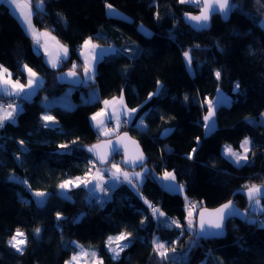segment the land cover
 <instances>
[{"label":"trees","instance_id":"trees-1","mask_svg":"<svg viewBox=\"0 0 264 264\" xmlns=\"http://www.w3.org/2000/svg\"><path fill=\"white\" fill-rule=\"evenodd\" d=\"M43 1V9H36L35 23L51 29L71 50L56 68L35 50L7 4L0 3V64L15 80L26 81L25 64L44 78L32 97L20 98L22 108L14 122L0 127V264H65L77 250L72 240L95 247L104 264H264V197L259 198L261 210L256 211L244 187L264 185V122L260 120L264 114V28L260 24L264 0H231L235 7L230 13L226 17L214 14L209 28L203 29L186 19L199 13L200 7L179 0ZM107 3L130 18L107 15ZM140 23L151 32L145 34ZM88 37L130 50L99 59L92 84L102 99L123 94L136 109L133 120L108 137L127 130L142 145L147 155L142 167H148L139 190L121 182L99 195L83 186L68 190L71 197L59 192L62 181L94 170L90 162L95 159L87 146L104 138L87 124V107L51 104L47 108L42 103L46 95L67 87L58 82L57 74L72 69L73 60L78 61L76 49ZM189 50L191 70L183 57ZM76 65L83 78V63ZM216 70L221 72L220 79L214 75ZM159 82L163 91L158 95L143 96L138 90ZM73 87V97L80 101L90 85L83 82ZM220 91L233 99L216 106V126L205 133V101L215 102ZM45 109L58 125L45 127L41 119ZM139 118L145 126L136 125ZM248 134L252 140L249 162L236 166L222 154V145L230 142L238 148ZM64 144L68 148H60ZM112 162L128 170L141 168L127 167L121 151L108 163L97 161L95 166L108 167ZM165 170L175 173L184 186L182 192L164 187L159 175ZM12 173L19 179L12 178ZM34 190L48 192L44 207L34 199ZM186 197L199 202L197 211L232 199L246 214L230 217L224 237L196 239V229L189 231L185 219ZM145 201L166 216L154 218ZM56 212L62 214L59 221ZM165 219L179 221L183 227H167L161 223ZM17 227L27 236L22 254L7 244ZM122 231L132 233L131 244L113 259L107 238ZM154 239L168 248L174 244L175 252L161 259L153 251Z\"/></svg>","mask_w":264,"mask_h":264},{"label":"snow or ice","instance_id":"snow-or-ice-1","mask_svg":"<svg viewBox=\"0 0 264 264\" xmlns=\"http://www.w3.org/2000/svg\"><path fill=\"white\" fill-rule=\"evenodd\" d=\"M0 2L14 6V11H16L17 15L21 19L22 23L25 26V30L31 36L35 45L39 48H43L44 53L47 56L48 63L52 68H56L61 62L62 59H66L68 55V47L66 45L60 44L57 38L51 34L50 31L44 30L43 32L38 31L32 23V11L30 7V0H25V3L22 4L21 0H0ZM179 3H194L198 7H200V14L196 16L187 15L186 19L189 22L195 21L196 24L194 25L198 29H203L208 26V21L210 20L211 14L215 12H219L225 17L230 13L235 5H230V0H179ZM36 7L38 9H43V0H39ZM107 9L109 10L110 14H115L112 11L113 6L111 4L106 5ZM50 42H52V47H54L55 52L50 50ZM99 45L93 43L92 38L89 37L84 40L83 45L81 46V54L84 58L83 63V74L85 79H93L95 74V63L98 59V54L96 49ZM118 51H130L128 49L117 50L115 48L109 47L108 49H104L99 54L100 56L111 53H118ZM183 57L185 59L186 65L191 70V61L192 57L189 51L183 52ZM24 71L27 74V84L20 83L19 80H12L11 76L12 73L9 71L8 68L0 65V93L12 98V97H20L22 93H25L26 89H29L27 93H25L24 98H27L32 94L35 90V87L39 86L37 73L30 68L28 65L22 66ZM77 65L73 63L72 69L69 70L67 75L69 77H77L78 72L76 71ZM217 79H220L221 72L216 70L214 73ZM236 90L239 89V84L235 86ZM161 86L158 85L157 95L160 94ZM150 97L153 94H149ZM226 98L221 99L214 104L212 100H206L205 103L207 105V114L203 116V127L207 131H212L215 128V110L216 106L219 103L225 102ZM103 104L105 108H102L100 111L96 112L92 117L91 120L94 121V126L97 128L98 132L108 137L111 133L115 132V128H108L105 124L103 119L100 117H107L108 119H114L116 121V127H119L121 115L128 116L131 113H134L136 109H127L124 105V98L123 94L119 97H113L112 100H104ZM111 105V114L109 115L107 108ZM18 106L15 103H8L5 106L3 103H0V127L4 126L5 121H13L14 122V114L17 112ZM42 121L44 122H55V117L52 115H43ZM52 124L46 123L45 127H51ZM127 134L124 136H117L115 144L111 139H105L101 143L92 146L88 149L90 153H94L96 159L92 160L90 163L92 167H95L97 160L100 163L107 161L109 155L112 153H118L123 150L124 154V163L128 165H132L133 167L137 166L139 162V166H143V153L140 152L139 148L136 146V142L132 141L131 145L126 143ZM199 140V137L197 138ZM23 145L24 141L19 142ZM75 143V142H73ZM250 140L249 138H245L241 142V149L242 152L234 151L231 145H225L223 149V155L226 156L228 159L232 161L233 164L237 166H241L242 162L247 163L249 159V152H250ZM60 148H68V145H60ZM26 150V149H25ZM195 152V149H193ZM254 154V153H253ZM191 159V154L188 156ZM110 172V176L108 179L111 181L110 184L106 186V180L103 172L100 169H96L95 173H93L92 168L85 173L84 177H76L74 180L68 179L62 181L58 187L61 190V194L65 195L68 190L71 188H80L83 186L86 189L95 195L97 192L106 193L108 187H115L117 182L123 181L127 182L130 186L135 187V185L140 181L142 177V173L140 172H133L129 173L127 171H123L120 168L119 164L113 163L111 164V168L108 169ZM163 180L169 181L166 183L164 187L169 190L170 192H182L183 185L176 182V176L174 172H169L167 170L163 173ZM91 185V188L89 186ZM247 189V196L250 201L254 204H259V197L264 192V185H245ZM47 193L43 191H36L34 196L38 198L37 203L40 207H44L47 203ZM98 199H103V197H98ZM148 204V207L151 209V213L154 218L159 219L160 217H165L166 214L160 211L156 206H153L150 202L145 201ZM187 215L185 217L187 222V227L189 231H192L194 228H198L199 235H220L222 234L223 230V223L228 215H239V213L234 209L232 202L228 201L227 203L221 205L220 207L209 210L208 208L204 207L201 208L199 211V218L198 221L194 218V209L198 207L196 203L189 202L187 204ZM56 219L59 221L62 219V214L60 212H56ZM79 218H77L74 222H78ZM144 222L141 221V224ZM161 223L165 224L167 227H177L182 228L183 225L179 223V221L165 219L162 220ZM217 230V231H213ZM35 235L39 237L41 229L37 227L35 230ZM183 234V233H181ZM132 233L127 231H122L116 236H108L106 247L107 249L113 254V259L119 257L120 253L124 251L125 248L129 247L131 244ZM127 241V243H123ZM72 245L79 249L75 254L71 256V258L65 261V264H80L81 258H92V264H104L102 258L97 256L95 251L89 252L88 249L84 248L83 245H80L77 242H71ZM153 251L159 255L161 259H166L168 253L175 252V245L173 244L172 248H168L165 246L164 243L159 242L158 240H153ZM8 246L11 249H14L15 252L22 254L25 251V247L27 244V236L25 235L24 231L21 228L17 227L15 229L14 234L11 235L10 239L7 241ZM115 244V247H113Z\"/></svg>","mask_w":264,"mask_h":264},{"label":"crops","instance_id":"crops-1","mask_svg":"<svg viewBox=\"0 0 264 264\" xmlns=\"http://www.w3.org/2000/svg\"><path fill=\"white\" fill-rule=\"evenodd\" d=\"M0 3H2V2H0ZM21 3L22 4H24L25 3V0H21ZM37 3H39V0H30V7H31V11H32V13H33V15H32V23H33V26L38 30V31H40V32H43L44 30H48V31H50L51 32V34L52 35H54L55 37H56V35L53 33V31L51 30V29H47V28H44V27H40V26H38V24H36L35 23V19H34V17H35V13H36V9H37V7H36V5H37ZM43 3H44V1H43ZM8 6V8H9V10H11V12L17 17V19L20 21V23H21V25H22V27H23V30L25 31V32H27L26 30H25V26H24V24L22 23V21H21V19L19 18V16L17 15V13H16V11H14L13 9H14V6H10V5H7ZM27 34H28V32H27ZM29 35V34H28ZM30 36V35H29ZM31 37V36H30ZM57 38V37H56ZM89 38V37H88ZM87 39V38H86ZM57 40L60 42V44H63V45H66L62 40H60V39H58L57 38ZM92 41H93V43H95V44H97V45H99V47L98 48H100V49H102V50H104V49H108L109 47H111V48H115V49H117V50H119L120 48L116 45V44H111V43H103V44H100L96 39H94V38H92ZM84 42V41H83ZM83 42L81 43V45L76 49L77 50V54H78V61L79 62H81V64L82 63H84V58H83V55L81 54V51H80V49H81V46L83 45ZM67 46V45H66ZM68 47V46H67ZM34 48H35V50L38 52H42L43 53V56H44V60H45V62H47V64L48 65H50L49 63H48V59H47V56H46V54L44 53V50H43V48L41 47V48H39V50H38V46L37 45H35L34 44ZM50 50L51 51H53V52H55V49H54V47H52V42H50ZM97 50V49H96ZM101 50V51H102ZM70 54H71V50H69V47H68V55H67V58L70 56ZM100 54V53H99ZM110 54H113V53H111V52H109V53H107V54H104V55H102V56H100V55H98V59H97V61L99 60V59H101V58H103V56H105V55H110ZM74 61V63L76 64L78 61L76 60V59H74L73 60ZM60 63L61 62H59V64H58V66L60 65ZM97 63V62H96ZM96 63H95V69H96ZM1 65V64H0ZM57 66V67H58ZM95 73H96V71H95ZM94 76H95V74H94ZM11 79L12 80H15V79H13V77L11 76ZM38 83H39V86L38 87H35V90L32 92V96L36 93V91L40 88V86L42 85V82H43V76H41V75H39L38 76ZM83 79H84V77H83ZM94 79V78H93ZM93 79H90L89 80V82H91L92 83V80ZM26 84V83H25ZM158 85L159 86H161V88L163 87L162 85V83L161 82H159V83H156V89H158ZM72 87V86H71ZM30 91L29 89H26L25 90V93H27L28 91ZM138 90H140V92H141V94L143 95V96H146V95H148V93H144L143 92V90H141V89H138ZM153 91V90H152ZM25 93H22L21 94V96L20 97H18V99H16V97H13L14 99H13V102L12 103H15V102H21V100H20V98L22 97V96H25ZM58 95H60V94H54V95H51V96H49V95H46L44 98H43V102L45 103H47L48 104V107H50L51 106V104H59V105H61V103H59L56 99H58V98H56V97H60V96H58ZM121 95V94H120ZM120 95H116L115 97H119ZM29 97V96H28ZM27 97V98H28ZM6 98H8V96H6V95H4L3 93H0V103H2V101L4 100V99H6ZM112 98L113 97H110V98H105V99H102L101 97H100V93L98 92V87H97V85L94 83V87L92 86V87H89L88 88V92H86V94H83L82 96H81V100L80 101H76L75 99H74V97H73V99H72V101L71 100H68L67 102H66V104H64V105H66L67 107H73V106H80V107H87V111L85 112V115H86V122H87V124L88 125H91V126H93L95 129H97L92 123H91V117L94 115L93 113L95 112V110H98V109H102V108H105V105L103 104V101L104 100H112ZM123 98H124V96H123ZM16 99V100H15ZM29 99V98H28ZM88 102H91V104H88L87 105V103ZM124 105L126 106V108L127 109H135V108H132V107H130L129 105H128V103L127 102H125V99H124ZM47 107V108H48ZM22 107H21V104L19 105V107H18V110H17V112L16 113H18L19 112V110L21 109ZM107 111H108V113H109V115L111 114V105H109L108 106V108H107ZM15 113V114H16ZM15 114H14V116H15ZM133 115H132V117L130 118L129 117V120H128V122H131L133 119V117L135 116V114H136V112H134V113H132ZM43 115H51L50 114V112H49V110L48 109H45L43 112H42V116ZM125 117V115H121V120L123 119ZM140 120H143V119H141V118H139V120H137L135 123H136V125L139 127V126H145V125H143V124H141L139 121ZM107 121H108V123L110 124V126H113L114 124V119H108L107 118ZM6 122V121H5ZM46 123H50V124H52L53 126H55V125H58V121L56 120V118H55V122H46ZM116 123V122H115ZM121 125V124H120ZM103 168H105V167H103ZM108 169H110V168H108ZM108 169H106L107 171H108ZM109 172V171H108ZM163 180V179H162ZM110 182V181H109ZM109 182H106V184L107 183H109ZM121 182H123V181H120V182H117V184H120ZM111 183V182H110ZM124 183H127V182H124ZM162 183H163V181H162ZM116 184V185H117ZM128 184V183H127ZM164 184V183H163Z\"/></svg>","mask_w":264,"mask_h":264},{"label":"rangeland","instance_id":"rangeland-1","mask_svg":"<svg viewBox=\"0 0 264 264\" xmlns=\"http://www.w3.org/2000/svg\"><path fill=\"white\" fill-rule=\"evenodd\" d=\"M107 4H110V3H107ZM106 4V5H107ZM112 6H113V8H112V11L115 13V14H110V12H109V10L107 9V7H106V13H107V15H109V16H112V15H115V16H118V17H126V18H130V16L129 15H127L124 11H122V10H120L117 6H115V5H113L112 4ZM261 21H260V24H261V26L264 28V17L262 18V19H260ZM140 25V28L142 29V31L146 34V33H150L151 32V30L146 26V25H143L142 23H140L139 24ZM101 50L102 49H100V48H97V50H96V52H97V54L99 55V53H101ZM30 67V66H29ZM31 68V67H30ZM40 74H38L37 73V78H38V76H39ZM19 80V79H18ZM20 81V83H23V84H27V79H26V81L25 82H23V81H21V80H19ZM83 82L85 83V84H89L90 85V87H94V84H92L91 82H89V80L88 79H85V77H84V79H83ZM74 90V87L72 86H67L64 90H62L61 91V93H59L60 95H58V96H60V97H56V98H58V99H56L59 103H61V105H63V106H66V105H64V104H66V102L68 101V100H71L72 101V99H73V94H72V91ZM153 90V91H152ZM28 91V90H27ZM161 91H163V89H161ZM143 92L144 93H157V89H156V83H148L145 87H144V89H143ZM218 99L214 102V104L218 101V100H221V99H224V98H226V100H225V102L226 103H230L231 101H232V99H233V97L230 95V94H228V93H226L225 91L224 92H222V91H220L218 94ZM29 97H32V95H30ZM28 97V98H29ZM8 98H10V97H8ZM8 98H6V99H8ZM6 99H4V100H6ZM11 99V103L13 102V99L12 98H10ZM4 100L2 101V103L4 102ZM209 100V99H208ZM225 102H223V103H225ZM42 103H43V105L44 106H46V107H48V104L45 102H43V100H42ZM15 104L19 107V105L21 104V102H15ZM101 109H98V110H95V112L93 113V114H95L96 112H98V111H100ZM206 114H207V112H206ZM205 114V115H206ZM132 113L130 114V115H128V116H125L124 118H123V121L125 122V123H128V120H129V117L131 118L132 117ZM250 118V120H252V121H255V120H257L256 118H254V117H249ZM100 119H103L104 121H105V124L107 125V127L108 128H115L116 130H115V132H113V133H111V134H114V133H116L117 131H118V129H119V127H116V121L114 120V125L113 126H110V124L108 123V121H107V117H100ZM260 120L262 121V122H264V114L262 115V116H260ZM141 124H143V125H145L146 123L143 121V120H140L139 121ZM91 123L94 125V121H92L91 120ZM119 126H120V124H119ZM215 126H216V121H215ZM204 131H205V133H209L210 131H207L205 128H204ZM110 134V135H111ZM103 136V135H102ZM249 138V140H250V142L252 141L251 140V136L248 134V135H246V136H244V137H242L241 139H240V142H239V146H238V148H236V147H234V145L232 144V143H230V142H227V143H224L223 145H222V148H221V152H223V149H224V146L225 145H231V147L233 148V150L234 151H237V152H242L243 150L241 149V147H240V145H241V142L245 139V138ZM104 138H107V137H105L104 136ZM250 146H251V144H250ZM249 155V154H248ZM114 158V157H113ZM225 158L226 159H228L226 156H225ZM228 160H230V159H228ZM230 162H232L231 160H230ZM248 162H249V159H248ZM113 163V162H112ZM117 164V163H116ZM242 164H243V162H242ZM237 166V165H236ZM147 167L148 166H146V165H144V167H141V168H135V169H130V170H128V169H125V168H122L121 166H120V168L123 170V171H127V172H129V173H133V172H140V173H142V177L140 178V181L141 182H139V183H142V180H143V178H144V172L146 171V169H147ZM100 169L102 172H103V174H104V176H105V180H106V182H109L110 180L108 179V177L110 176V172H108L106 169H108V168H111V166H108V167H105V168H103V166H100V165H97V166H95L93 169V173H95V170L96 169ZM169 172H171V171H169ZM164 173V172H163ZM160 176V178H161V180L163 179V174L162 175H159ZM11 177L12 178H14V179H19V177L16 175V174H14V173H12L11 174ZM163 181V183H164V185L166 184V183H169V181H165V180H162ZM111 182V181H110ZM176 182L177 183H179L177 180H176ZM28 184V183H27ZM28 187H29V184H28ZM89 188H91V185L89 186ZM86 190H89V189H86ZM36 191H43V192H45V193H47L48 194V192L46 191V190H34V192L33 193H35ZM59 192H61V190L59 189ZM99 193H102V192H97L96 194H98L99 195ZM33 196H34V194H33ZM64 196H68V197H71V194L67 191L66 192V194L64 195ZM34 199L37 201L38 200V198L37 197H35L34 196ZM28 201V200H27ZM189 202H192L191 200H190V198H188V197H186L185 198V208L187 209V204L189 203ZM192 203H196L197 205H198V201H193ZM253 206V209L254 210H256V211H260L261 210V204H258V205H256V204H252ZM196 212H197V208L196 209H194V215L196 214ZM195 218V217H194ZM196 219V218H195ZM40 228V227H39ZM116 235H118V234H111L110 236H116ZM73 242H77V243H79L80 245H83L84 246V248H86V249H88L89 250V252H92V251H95L96 253H97V251H96V249H95V247H93V246H91L90 245V247L89 246H87V245H84V244H82L81 242H78V241H76V240H72ZM124 243V242H123ZM113 247H115V244H113ZM77 251H79V249H77L76 250V252ZM75 252V253H76ZM75 253H72V255L73 254H75ZM71 255V256H72ZM98 256V255H97ZM71 258V257H70ZM69 258V259H70ZM80 264H92V258L91 257H87V258H81V261H80Z\"/></svg>","mask_w":264,"mask_h":264},{"label":"water","instance_id":"water-1","mask_svg":"<svg viewBox=\"0 0 264 264\" xmlns=\"http://www.w3.org/2000/svg\"><path fill=\"white\" fill-rule=\"evenodd\" d=\"M230 1H231V0H230ZM199 14H200V9H199V13L194 14V15H192V16H196V15H199ZM214 14H221V13H219V12L212 13V14H211V17H210V20L208 21V26H207L206 28H209L210 23H211V22H210V21H211V18H212V16H213ZM188 21H189V20H188ZM190 23H191L193 26L196 24L195 21H192V22H190ZM196 28H197V27H196ZM68 72H69V70H62L61 72H58V74H57V80H58L59 83H63V84L66 85V86H76V87H78V86H80V85L83 84V78H82V76H81V74H80L79 72H78V76H77V77H69V76L67 75ZM125 134H127V140H126V143H129V144L131 145V142H132V141H135V142H136V146L139 148L140 152L143 153V157H144L143 162H144V161L147 159V155L145 154L142 145H141L140 142H139V141H138V140H137L132 134H130L129 131H127V130L120 131V132H118V134H115V135L110 136V137H107V138H101V139H98V140H96V142H94V143L88 145L87 147H88V149H89V148H91L92 146L101 143V142H102L103 140H105V139H111V140L113 141V143L115 144V142H116V137H117V136H124ZM121 152H122V160H123V162H124V154H123V150H121ZM90 154H91L92 158L96 159L94 153H90ZM115 154H116V153H112L111 155H109L107 161H105V162H103V163H108V161H110V160L114 157ZM97 161H98V160H97ZM143 162H142V163H143ZM124 164H125V163H124ZM125 165H126L127 167H129V168H130V167H133L132 165H128V164H125ZM135 167H141V166H139V162H138L137 166H135ZM262 197H264V192H262V194L260 195L259 198H262ZM229 201L232 202V205H233L234 209L239 213V215H228V216H226V218H225V220H224V223H223L222 234H220V235H199V234H198V228H195V229H196V233H195V238H196V239H198V238H206V239H209V238H220V237H224L225 234H226V232H227L226 223H227V221L230 219V217H241V216H245L246 212L244 211V209H243L241 206L239 207L238 205H236V203H235L232 199H229ZM227 202H228V201H227ZM227 202L221 203V204H219L217 207H206V206H202L201 208L206 207V208H208L209 210H214V209L220 207L221 205H223V204H225V203H227ZM201 208H199V210L197 211V215H196L197 221H198V218H199V211H200ZM213 231H217V230H213Z\"/></svg>","mask_w":264,"mask_h":264},{"label":"built area","instance_id":"built-area-1","mask_svg":"<svg viewBox=\"0 0 264 264\" xmlns=\"http://www.w3.org/2000/svg\"><path fill=\"white\" fill-rule=\"evenodd\" d=\"M8 103H11V99H10V98L4 100V102H3V104H4L5 106H7ZM123 123H125V122L123 121V119L120 120V124L123 125ZM139 184H140V183H137V184L135 185V187H133V186H132V187L135 188V189H137V190H139Z\"/></svg>","mask_w":264,"mask_h":264}]
</instances>
